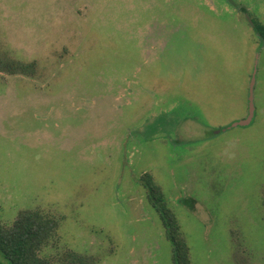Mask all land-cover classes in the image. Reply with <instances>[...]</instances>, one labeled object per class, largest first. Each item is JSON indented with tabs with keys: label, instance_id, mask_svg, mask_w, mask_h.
<instances>
[{
	"label": "rangeland",
	"instance_id": "rangeland-1",
	"mask_svg": "<svg viewBox=\"0 0 264 264\" xmlns=\"http://www.w3.org/2000/svg\"><path fill=\"white\" fill-rule=\"evenodd\" d=\"M264 0H0V207L61 218L52 264H175L151 173L193 264H264ZM258 55V60H257ZM257 65L256 114L249 113ZM220 130L218 133L216 131ZM73 250V251H70Z\"/></svg>",
	"mask_w": 264,
	"mask_h": 264
},
{
	"label": "trees",
	"instance_id": "trees-1",
	"mask_svg": "<svg viewBox=\"0 0 264 264\" xmlns=\"http://www.w3.org/2000/svg\"><path fill=\"white\" fill-rule=\"evenodd\" d=\"M253 26L260 40V48L264 46V23L251 16ZM35 62H24L8 53L0 52V72L5 74L34 75ZM147 188L153 206L160 213L168 239L173 244L175 264H193L191 248L177 214L168 205L163 188L151 173L141 177ZM61 218L41 209L20 210L16 220L8 225L1 216L0 207V251L13 260L14 264H52L49 258L39 256V251L51 244L58 233ZM70 251H73L70 249ZM73 263L86 264L87 256H79L76 252H68L65 258ZM0 264H4L0 260Z\"/></svg>",
	"mask_w": 264,
	"mask_h": 264
},
{
	"label": "water",
	"instance_id": "water-1",
	"mask_svg": "<svg viewBox=\"0 0 264 264\" xmlns=\"http://www.w3.org/2000/svg\"><path fill=\"white\" fill-rule=\"evenodd\" d=\"M257 60H258V55H257ZM257 65L258 62L256 61V67L254 69L251 83H250V91H249V113L248 116L242 120H239L235 122L232 126H247L252 123L254 120L255 114H256V106H255V84H256V79H257ZM220 130L216 131L217 133Z\"/></svg>",
	"mask_w": 264,
	"mask_h": 264
},
{
	"label": "flooded vegetation",
	"instance_id": "flooded-vegetation-1",
	"mask_svg": "<svg viewBox=\"0 0 264 264\" xmlns=\"http://www.w3.org/2000/svg\"><path fill=\"white\" fill-rule=\"evenodd\" d=\"M40 253V251H39ZM40 256V254H39ZM0 260L4 263V264H14L13 260L10 259L9 257H7L5 254H3L1 251H0Z\"/></svg>",
	"mask_w": 264,
	"mask_h": 264
}]
</instances>
